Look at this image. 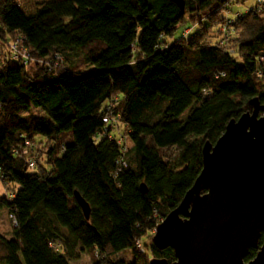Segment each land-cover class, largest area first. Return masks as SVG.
<instances>
[{
    "label": "trees",
    "instance_id": "1",
    "mask_svg": "<svg viewBox=\"0 0 264 264\" xmlns=\"http://www.w3.org/2000/svg\"><path fill=\"white\" fill-rule=\"evenodd\" d=\"M20 2L0 0V209L17 221L12 238L0 234V264H70L86 251L93 264H149L137 242L193 186L205 143L252 99L264 104V11L236 19L221 44L241 0H185V14L170 0H50L30 15ZM188 13L198 32L171 42ZM20 36L38 62L4 60ZM112 105L129 131L126 154L105 134ZM26 141L35 168L16 154ZM128 251L134 262L114 258ZM151 252L175 260L170 248Z\"/></svg>",
    "mask_w": 264,
    "mask_h": 264
},
{
    "label": "water",
    "instance_id": "2",
    "mask_svg": "<svg viewBox=\"0 0 264 264\" xmlns=\"http://www.w3.org/2000/svg\"><path fill=\"white\" fill-rule=\"evenodd\" d=\"M170 1L185 14V0ZM249 106L215 144L205 143L199 176L156 227L153 246L172 249L175 260L149 264H264V104L256 97ZM75 198L90 219L89 203L79 192ZM251 249L257 254L247 262Z\"/></svg>",
    "mask_w": 264,
    "mask_h": 264
},
{
    "label": "built area",
    "instance_id": "3",
    "mask_svg": "<svg viewBox=\"0 0 264 264\" xmlns=\"http://www.w3.org/2000/svg\"><path fill=\"white\" fill-rule=\"evenodd\" d=\"M263 11H264V0H257V3L254 6L247 8L244 13H236L235 17L233 18L230 17L231 13L227 12L225 16V22L221 24V27H220L221 44H227L232 39V36L234 33V24H235L236 19H242L246 15L251 14V13L261 14L263 13ZM189 33L190 31H187L186 35ZM10 58L13 60L21 61L24 65H28L32 61L38 62V60L32 58L31 54L29 53L28 47L26 45V39L22 36L18 37L15 41L9 44V51L5 55L4 60L10 59ZM54 61L58 64L59 62H62L63 59H61L59 55H56L53 62ZM261 76L262 75L259 74V77ZM117 103H118V97L114 99V105H116ZM114 105L108 107V113L104 117V122L106 124L105 134H107L110 139L115 140L117 144L122 148V151L124 152V154H126L128 152V147L126 146V143L124 142L126 140L127 141L130 140L129 131L126 126L122 125L120 115L114 114V107H113ZM121 126L126 130L125 132H122L123 129ZM34 152H35V147L29 141L25 142L24 147H21L18 150H16L17 155L24 156L28 159L29 165L31 168H35L37 164L36 159L33 157ZM118 165H119V170H121L122 167L127 166V160L126 158H124V156L122 157L121 160H119ZM0 178L3 180V175L1 171H0ZM10 220L14 226L17 225V221L13 215H11ZM158 220H159L158 223H160L164 219L159 218ZM155 231L156 229L154 230V233ZM137 247L139 248L141 253L143 254L146 253L145 246L143 245L142 242H137ZM97 255L98 253H96V256Z\"/></svg>",
    "mask_w": 264,
    "mask_h": 264
},
{
    "label": "rangeland",
    "instance_id": "4",
    "mask_svg": "<svg viewBox=\"0 0 264 264\" xmlns=\"http://www.w3.org/2000/svg\"><path fill=\"white\" fill-rule=\"evenodd\" d=\"M47 1H50V0H21L20 3L22 5L23 9L26 11V13L30 15V14H33L42 4H44ZM241 1H242L241 4H234L231 6L230 17H232V18L235 17L236 13H244L246 11V8L250 7L254 0H248V1L247 0L246 1L241 0ZM232 14H234V15H232ZM224 15L225 14H223V16ZM261 16L264 18V14ZM191 19H192V16L189 13L186 14L185 22H183L179 25L178 29L175 32L174 38L171 39V42L182 38L184 35H186L187 31H190L188 38L192 37L193 35H195L198 32L199 26H194L193 23L190 21ZM5 52H6L5 48L2 46V43L0 42V60L2 58V53H5ZM82 67L83 66H81L80 69ZM32 112L35 115H44V113L39 109H34ZM187 114H188V111L186 112L185 116ZM122 129H123L122 132L126 131L123 127H122ZM40 142H43L42 139L36 140L37 148L41 147L39 145ZM124 143H126V146L128 147V151H130V149L132 147V142L130 140H128V141L126 140ZM6 190H7V188L5 186H3L2 183H0V195L5 194ZM0 234L3 235L4 237H6L7 239H10L13 237V224L10 221V219L8 217V213L6 212L5 209H0ZM153 236H154V233L152 235L146 236L145 239L143 240V245L145 246V250L147 252L145 254H147V256L149 258L153 257L152 252H151V249L153 247V244H152ZM5 253H6L5 248L0 244V259L5 256ZM93 257H95V256L94 255L92 256V254L90 252L86 251L81 255V258L79 260L71 261L70 264H93L94 263ZM114 258L125 260L128 263H132L135 261L133 254L129 253V251L125 252V253H119V254L115 255ZM140 264H144V261L142 260L140 262Z\"/></svg>",
    "mask_w": 264,
    "mask_h": 264
},
{
    "label": "crops",
    "instance_id": "5",
    "mask_svg": "<svg viewBox=\"0 0 264 264\" xmlns=\"http://www.w3.org/2000/svg\"><path fill=\"white\" fill-rule=\"evenodd\" d=\"M247 1H248V0H247ZM256 1H257V0H254L253 3L251 4V6L254 5V4L256 3ZM239 4H241V3H239Z\"/></svg>",
    "mask_w": 264,
    "mask_h": 264
},
{
    "label": "flooded vegetation",
    "instance_id": "6",
    "mask_svg": "<svg viewBox=\"0 0 264 264\" xmlns=\"http://www.w3.org/2000/svg\"><path fill=\"white\" fill-rule=\"evenodd\" d=\"M261 244H262V242H261ZM154 257V256H153ZM155 257H157V256H155Z\"/></svg>",
    "mask_w": 264,
    "mask_h": 264
}]
</instances>
